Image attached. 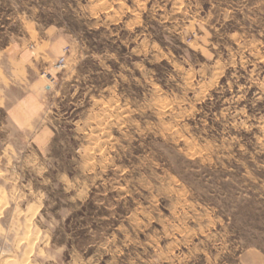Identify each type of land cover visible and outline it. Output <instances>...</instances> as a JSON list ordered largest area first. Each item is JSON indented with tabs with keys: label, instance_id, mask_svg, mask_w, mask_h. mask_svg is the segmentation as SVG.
I'll use <instances>...</instances> for the list:
<instances>
[{
	"label": "rangeland",
	"instance_id": "rangeland-1",
	"mask_svg": "<svg viewBox=\"0 0 264 264\" xmlns=\"http://www.w3.org/2000/svg\"><path fill=\"white\" fill-rule=\"evenodd\" d=\"M17 43L66 67L0 108V264H264V0H0Z\"/></svg>",
	"mask_w": 264,
	"mask_h": 264
},
{
	"label": "crops",
	"instance_id": "crops-1",
	"mask_svg": "<svg viewBox=\"0 0 264 264\" xmlns=\"http://www.w3.org/2000/svg\"><path fill=\"white\" fill-rule=\"evenodd\" d=\"M63 49L64 45L60 43L48 46H25L17 43L6 50L12 67L11 80L0 69V80L7 79L6 86L0 90V108L5 111L6 119L17 131L30 134L31 131L42 129L41 121L47 109V98L51 89L40 74L47 68L46 62L49 63L48 70L55 69L54 65L63 55ZM6 51L0 53V59L5 56ZM251 261L254 262L253 259Z\"/></svg>",
	"mask_w": 264,
	"mask_h": 264
},
{
	"label": "built area",
	"instance_id": "built-area-1",
	"mask_svg": "<svg viewBox=\"0 0 264 264\" xmlns=\"http://www.w3.org/2000/svg\"><path fill=\"white\" fill-rule=\"evenodd\" d=\"M66 59L64 57H62L60 60H58L55 64V69L57 70H63L66 67ZM43 77L48 78L49 80H54L53 77L50 74L47 73H43L42 74ZM49 88L52 89V85L48 84Z\"/></svg>",
	"mask_w": 264,
	"mask_h": 264
}]
</instances>
